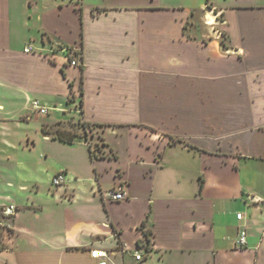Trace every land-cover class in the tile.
<instances>
[{
  "label": "crops",
  "instance_id": "crops-1",
  "mask_svg": "<svg viewBox=\"0 0 264 264\" xmlns=\"http://www.w3.org/2000/svg\"><path fill=\"white\" fill-rule=\"evenodd\" d=\"M212 5L0 0V264H98L91 248L146 239L125 264H264V0ZM38 144L42 184L14 159ZM119 183L127 197L105 199Z\"/></svg>",
  "mask_w": 264,
  "mask_h": 264
},
{
  "label": "built area",
  "instance_id": "built-area-1",
  "mask_svg": "<svg viewBox=\"0 0 264 264\" xmlns=\"http://www.w3.org/2000/svg\"><path fill=\"white\" fill-rule=\"evenodd\" d=\"M61 51H70V50L66 48V49H62ZM24 52L41 53L42 49L35 47L32 43H28L24 47ZM69 63L70 65L73 66H80L81 64L80 59L78 57L76 59L69 60ZM32 108L34 111H37L40 114H46L48 112V108L43 106L39 100L32 101ZM66 181H67L66 173L64 171L59 172L52 179L53 184L56 186L63 185L66 183ZM126 197H127V192L125 190L124 185L121 183L104 192V198L109 200H122L125 199ZM14 211H15V207L10 206L2 210L1 213L10 217L14 215ZM237 216L239 219L242 218L241 213H238ZM1 224L2 222L0 221V225ZM246 243H247V232L245 229H242L240 231L239 244L243 246ZM149 250L146 248L145 244L142 243V246L134 250H129L125 246H120L117 250H108L101 247H93L90 249V254L92 258L97 259L98 264H125L123 258L125 253H130L133 256L134 261L137 263L142 261L146 257V254L148 253ZM117 253L122 255L121 262L114 260V256H116Z\"/></svg>",
  "mask_w": 264,
  "mask_h": 264
},
{
  "label": "rangeland",
  "instance_id": "rangeland-1",
  "mask_svg": "<svg viewBox=\"0 0 264 264\" xmlns=\"http://www.w3.org/2000/svg\"><path fill=\"white\" fill-rule=\"evenodd\" d=\"M184 1L187 3L188 6L199 7L202 4H205L208 8H213V5H212L213 3H215V4L218 3V2H222L223 3L226 0H184ZM213 10H214V8H213ZM194 16H196V19H191V22H192V24H193V26L195 28L199 27V28L202 29L204 27H210L212 31L216 32V30H219L220 32H223L217 26L215 27L216 24L211 26V25H208L206 23L205 13L203 11L195 12ZM197 17H201L202 19H197ZM217 23H218V21H217ZM223 37H225L224 33H223ZM70 98H71V96H70ZM51 112H52L53 115H54V113H56L55 109H52ZM76 123H78L79 127H84V124H85V123H83L81 121L80 122L77 121ZM34 127H36L35 123L32 125V128H34ZM46 127H48V126H46ZM51 128L53 129V131H55L57 129H65L59 123H57L56 125H54ZM68 131H71L72 133H76V132H74L72 130H68ZM93 144H94V142H92V145ZM15 154H16L15 157H14L15 161H17V160H21V161H24V162L30 161L34 166H36V173H34L35 178L33 180L39 182L40 184H42V182L45 181L46 177L43 174V171L40 170L41 146L38 144L36 147H33L31 152L18 151V152H15ZM33 180H28V185L32 186ZM7 217L8 216H6V215H4L3 213L0 212V221L2 222V224L0 225V247L7 245L6 239H7L8 236H10V233H9L11 231L10 228H9L10 220Z\"/></svg>",
  "mask_w": 264,
  "mask_h": 264
},
{
  "label": "trees",
  "instance_id": "trees-1",
  "mask_svg": "<svg viewBox=\"0 0 264 264\" xmlns=\"http://www.w3.org/2000/svg\"><path fill=\"white\" fill-rule=\"evenodd\" d=\"M214 10H215V13H218L217 9H214ZM219 18L221 19L222 17H219ZM53 136L55 138H59L61 140L67 141V142H74L78 135L76 133H72L71 131H68L67 129H57V130L53 131ZM171 142H175V140L172 139ZM92 155H93V157L97 156V154L94 150H92ZM144 244L148 250L151 249L148 239H146ZM5 247L6 246L0 247V250L5 248Z\"/></svg>",
  "mask_w": 264,
  "mask_h": 264
},
{
  "label": "bare ground",
  "instance_id": "bare-ground-1",
  "mask_svg": "<svg viewBox=\"0 0 264 264\" xmlns=\"http://www.w3.org/2000/svg\"><path fill=\"white\" fill-rule=\"evenodd\" d=\"M206 23L209 25H215L217 23V18L212 12L206 14Z\"/></svg>",
  "mask_w": 264,
  "mask_h": 264
}]
</instances>
